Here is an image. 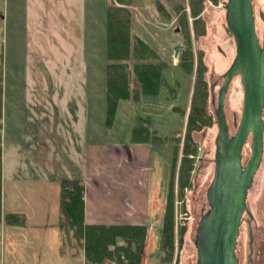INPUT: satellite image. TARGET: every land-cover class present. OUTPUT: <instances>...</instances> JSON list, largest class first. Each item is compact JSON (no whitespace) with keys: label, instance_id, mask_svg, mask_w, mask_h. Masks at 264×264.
I'll return each mask as SVG.
<instances>
[{"label":"rangeland","instance_id":"rangeland-1","mask_svg":"<svg viewBox=\"0 0 264 264\" xmlns=\"http://www.w3.org/2000/svg\"><path fill=\"white\" fill-rule=\"evenodd\" d=\"M127 2V0H124ZM161 8L156 5L154 13H130L134 20V27L130 35L138 37L152 50L156 58L140 60L134 56L131 49L129 68L135 64H154L162 66L165 83L155 96L144 95L138 100L132 98L138 88L135 76L131 75V99L118 103L113 124L108 127L106 121V97L104 88V71L106 58L104 44L99 41L95 47H88L90 31H85L82 47L76 62L72 61L74 74L70 86L66 84V92L60 93L56 88L57 81L49 73L58 74L62 70L55 62L50 63L47 51L43 46L51 42L52 47L59 45L58 33L62 23H53L54 15H48L42 9L34 17L36 9L34 0H0V264H69L68 250L79 252L81 243L75 239L67 227L61 228L59 222V198L57 202L42 208L29 207L26 191L22 187V177L31 170L37 174L48 170L51 176L70 179L75 174L70 173L77 167L70 153L65 152L64 146L69 141L77 143L76 130L71 123L78 113L76 108L83 105V112L87 119H92L87 126V139L98 142H129L130 132L138 118L149 121L151 136L158 137L161 142L155 143V155L152 157L157 179L166 182L168 187L171 166L174 157V146L178 148L176 172L174 176L173 218L175 250L172 260L164 258L162 252V224L161 219L166 199L161 200L157 220L153 221L144 241V253L141 264H195L196 250L194 236L200 216L208 209L206 189L213 176L214 139L217 126L213 114L210 86L214 85L216 95L221 76L229 68L235 55V45L232 35L225 23V3L227 0H206L203 4L202 24L199 30L202 34L197 37L193 30V19L188 18V31L194 55H201L205 67L204 81L206 82L207 97L206 111L212 117L210 127L190 133L189 148L195 153L189 158L193 161L189 177V185L180 189L178 168L182 156L184 134L187 117L190 111L195 69L192 74L186 73L179 67L180 54L185 49L184 28L179 23L180 14L172 11V5L186 7L189 15L187 0H159ZM122 6V2L115 0ZM157 3V4H158ZM167 6L170 13L163 7ZM40 5H38L39 7ZM253 13L258 37L261 39L264 24V0H253ZM163 8V9H162ZM78 38V37H76ZM180 44L178 57H174L173 47ZM42 46L44 51L38 46ZM51 49H49L50 51ZM48 51V52H49ZM48 57V58H47ZM56 58V57H55ZM52 61V60H51ZM55 63V64H54ZM57 71V72H56ZM75 75V77H74ZM54 89L58 93H53ZM56 97V99L54 98ZM62 97V98H61ZM67 98V113L64 117L62 99ZM55 99V105L52 103ZM61 98V100H59ZM64 98V99H65ZM57 100V101H56ZM67 100V101H68ZM50 101V103H49ZM66 101V102H67ZM82 101V102H81ZM60 104V106L58 105ZM242 106V89L238 78H234L225 98L224 111L229 126V133L233 135L239 122ZM179 108L178 112L173 108ZM264 120V108H263ZM66 120V133L63 121ZM62 124V125H61ZM59 128L62 130L59 133ZM91 131V132H90ZM156 141V140H155ZM69 150V146H67ZM158 149V150H157ZM67 153V154H66ZM250 137L242 150V163L250 157ZM89 168V167H88ZM64 169H66L64 173ZM42 170V171H41ZM47 171V172H48ZM73 171V170H72ZM77 172V171H76ZM78 173V172H77ZM50 174H48L50 176ZM67 176V177H65ZM22 188L20 191L16 188ZM58 187V186H57ZM50 192V191H49ZM31 201V200H30ZM34 201V199H32ZM35 203H33L34 205ZM247 209L252 216L244 213L237 239L236 255L240 264H247L248 231L253 234V253L251 264H264V137L263 156L261 164L248 190L246 199ZM14 212L27 214L30 221L38 220L42 216L47 220L44 230L29 225L28 231H21L8 223L5 217ZM58 220V223H57ZM35 223V221H34ZM39 221L34 225L41 224ZM53 224V225H52ZM57 224V225H56ZM185 228L183 244L180 247L179 231ZM119 242H121L119 240ZM62 249V252H61ZM66 257V258H64ZM74 264H84L82 253L74 259ZM102 264H116L105 260Z\"/></svg>","mask_w":264,"mask_h":264},{"label":"crops","instance_id":"crops-1","mask_svg":"<svg viewBox=\"0 0 264 264\" xmlns=\"http://www.w3.org/2000/svg\"><path fill=\"white\" fill-rule=\"evenodd\" d=\"M35 1V19L38 21L37 14L45 9L48 15H54V19L50 22L55 29L53 23H62L58 33V43L56 47L59 51L52 47L51 42L44 47L49 58L52 57L50 63L55 62L60 65L62 70L58 74L51 72L49 76L58 79V91L66 92L68 90L66 84L70 86V81L74 74V66L72 61L76 62L79 54V49L82 47V38L85 31H90L88 37V47L92 48L97 45L99 41L104 44V54H106V10L109 6H119L127 8L133 13H154L156 5L159 0H130L129 5H118L115 0H34ZM169 0H166V3ZM38 5H40L38 7ZM178 6L172 5V11H178ZM155 7L154 10L152 8ZM168 13L167 6L163 7ZM40 10V11H39ZM179 13V12H176ZM133 18L131 19V29L134 25ZM56 31V29H55ZM78 37V38H76ZM44 51L42 46H38ZM49 49H51L49 51ZM49 51V52H48ZM77 56V57H76ZM56 57V58H55ZM48 58V57H47ZM106 58V56H105ZM54 63V64H55ZM57 72V71H56ZM75 77V75H74ZM104 88H105V71H104ZM54 89L53 93H58ZM56 99V97H54ZM52 103L55 105V99ZM62 98V97H61ZM59 98V100H61ZM65 98V97H64ZM62 99L63 108L67 107L69 101L67 98ZM68 100V101H67ZM57 101V100H56ZM67 101V102H66ZM82 102V101H81ZM50 103V101H49ZM60 106V104H58ZM78 113H74L75 118L71 123V128L77 135V143L67 140L68 145L64 146L65 152H71L77 167L64 173L67 175L73 173L70 179L52 177L50 172L46 170L42 174H37V170L29 171V174L22 177L23 189L16 188V190H25L27 200L29 202V210L33 206L42 208L40 213L45 212L46 205L57 202L58 189L62 180H79L84 186L83 201H84V221L88 225H142L146 227L147 238L148 232L152 227L153 221L157 220V213L159 212V205L161 200L166 199L167 185L166 182L157 179L154 166H152V157L155 155V148H158L155 143L159 142L150 140L146 143H133L131 140L132 126L130 132L129 142H98L87 139L89 134L87 126L92 119H87L85 112H83V105L76 108ZM64 117L67 113L66 108L63 109ZM66 120L64 119L59 133L64 135L66 133ZM91 132V131H90ZM67 134V133H66ZM69 146V150L67 148ZM161 148V145L160 147ZM158 148V149H159ZM157 149V150H158ZM66 153V154H67ZM89 167V168H88ZM42 171V170H41ZM48 171V172H47ZM78 173H77V172ZM50 174V176L48 175ZM67 177V176H65ZM58 186V187H57ZM50 191V192H49ZM34 199V201H32ZM31 200V201H30ZM60 201V198H59ZM163 202V200H162ZM33 203H35L33 205ZM45 207V208H44ZM165 207V206H164ZM22 215L24 218L23 227L21 231L29 234V225L33 223L34 227H39L44 230L47 220L43 221L42 216L35 223L41 221V224L34 225V221H30L27 214L22 212H14ZM59 222H61V213L59 208ZM164 214V211H163ZM163 215L161 219V224ZM58 223V220H57ZM53 225V224H52ZM57 225V224H56ZM60 226V223L58 224ZM74 249L68 250V253L62 254L68 256L69 264H74V259L80 256L84 260L83 249L80 248L78 254L73 252ZM62 252V249H61ZM66 258V257H64ZM85 264V260H84Z\"/></svg>","mask_w":264,"mask_h":264},{"label":"trees","instance_id":"trees-1","mask_svg":"<svg viewBox=\"0 0 264 264\" xmlns=\"http://www.w3.org/2000/svg\"><path fill=\"white\" fill-rule=\"evenodd\" d=\"M122 5H129L130 0H117ZM206 0H187L189 15L186 7L179 5V23L184 28L185 49L180 54L179 67L186 73L192 74L195 69V81L191 97L190 111L187 117L186 131L183 141L182 156L178 168V185L182 189L189 185L190 172L193 161L189 158L195 151L189 148L191 144L190 133L210 127L211 115L206 111L207 89L204 81L205 67L201 55H194L189 31L188 18L193 19V30L197 37L202 34L199 24H202L200 14ZM158 7H162L160 3ZM163 9V8H162ZM133 39L130 35V13L125 7L109 6L106 10V66H105V97H106V121L110 127L116 114L118 103L121 100L131 99L130 81L131 75L135 76L138 88L132 98L138 100L140 96H155L160 87L165 83L162 66L154 64H135L129 68L128 61L131 58V49L134 56L140 60L156 58L155 53L138 37ZM131 140L133 143H146L150 140L160 141L158 137L151 136L149 121L138 118L132 129ZM1 142V136H0ZM177 146H174V157L171 166L170 181L167 187L166 204L162 220V252L164 258L172 260L175 250L174 240V176L176 172ZM1 155V148H0ZM84 186L79 180H62L60 183V227H67L73 233L83 249L85 264H102L105 260L116 264H141L144 253V241L146 227L142 225H88L84 221ZM5 220L15 226H23L22 215L10 214ZM185 228L179 231V246L183 244ZM119 240L121 242H119ZM174 264H178L175 258Z\"/></svg>","mask_w":264,"mask_h":264},{"label":"water","instance_id":"water-1","mask_svg":"<svg viewBox=\"0 0 264 264\" xmlns=\"http://www.w3.org/2000/svg\"><path fill=\"white\" fill-rule=\"evenodd\" d=\"M253 0H227L225 23L233 37L235 55L222 74L216 95L210 86L213 114L217 126L214 139L213 176L206 189L208 209L200 216L194 236L195 264H240L236 255L237 239L243 215H250L246 199L254 176L261 164L264 137V24L258 37L253 13ZM180 44L173 47L178 57ZM234 78L242 89L239 122L233 135L224 111L225 98ZM180 109L174 107L173 111ZM1 127V125H0ZM250 137V157L242 163V150ZM252 263L253 234L248 231Z\"/></svg>","mask_w":264,"mask_h":264},{"label":"flooded vegetation","instance_id":"flooded-vegetation-1","mask_svg":"<svg viewBox=\"0 0 264 264\" xmlns=\"http://www.w3.org/2000/svg\"><path fill=\"white\" fill-rule=\"evenodd\" d=\"M253 253V252H252ZM249 254V253H248ZM248 257V256H247Z\"/></svg>","mask_w":264,"mask_h":264}]
</instances>
